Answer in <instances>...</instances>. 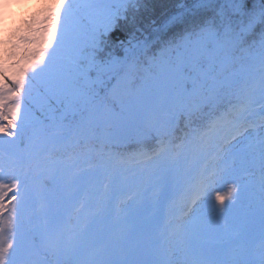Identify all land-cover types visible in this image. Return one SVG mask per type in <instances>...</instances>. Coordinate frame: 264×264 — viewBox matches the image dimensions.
I'll return each instance as SVG.
<instances>
[{
  "label": "snow or ice",
  "instance_id": "obj_1",
  "mask_svg": "<svg viewBox=\"0 0 264 264\" xmlns=\"http://www.w3.org/2000/svg\"><path fill=\"white\" fill-rule=\"evenodd\" d=\"M43 9L31 33L0 40V264H264V0H176L150 30L146 0ZM117 117L135 126L131 151L113 150ZM67 149L98 162L108 214L70 236L48 212L81 192L86 170L57 156ZM129 169L167 206L151 243L112 204ZM206 203L244 205L259 231L207 239L193 222Z\"/></svg>",
  "mask_w": 264,
  "mask_h": 264
},
{
  "label": "rangeland",
  "instance_id": "obj_2",
  "mask_svg": "<svg viewBox=\"0 0 264 264\" xmlns=\"http://www.w3.org/2000/svg\"><path fill=\"white\" fill-rule=\"evenodd\" d=\"M26 1H29L28 7L24 3ZM41 2L42 0H12L9 8L0 9V12L6 13V18L3 19V22L6 23L7 21L8 23L13 19H29L30 14L35 10L36 5ZM43 18L44 14L35 17L32 30L41 25ZM15 22L17 23V21ZM12 47H10V49H12ZM134 131V125L128 124L126 121L121 122L119 117H117L116 122L110 129L112 145L118 147L125 146L130 141H133ZM58 157L60 158V156ZM76 160L77 164L72 163L76 170L86 169L84 178L79 185V188L81 189L80 195L70 203L62 206L53 203L48 209L50 217L59 214L61 227L65 230L67 236L75 233L72 222L75 223L76 227L83 224V221L73 220L72 218L75 207H79L78 205L80 204L83 205V211H89L93 214L86 223H91L92 218L95 217V223H91L93 231L98 227L104 226L108 222V214L101 213L100 215H97L98 209L95 203L97 194L103 191L102 184L106 182L104 173L98 171L97 168L87 169L88 164H86L85 159ZM80 164L81 168H77V165ZM82 166L85 169H83ZM120 176L122 179L111 189L113 207L122 202L126 204V222L124 227L135 229V235L137 238L143 242L151 243L154 238V233L166 220V206L158 207L152 204V193L148 191L149 186L145 185L139 171H134L133 169L122 171ZM154 182L155 181H153V183ZM226 190L227 189H225V191ZM129 191H135L137 193V198L135 200H129L126 198V193ZM226 204H228L227 201ZM38 208L39 205H36L35 210L38 211ZM243 211L246 212V207L242 204H237L233 207H229L224 213L215 214L213 204L206 203L202 204L196 211L193 216V222L209 240L215 236H227L232 231H239L245 228L258 232L261 226L259 214L257 213L254 216L243 217ZM29 215H31V212H29Z\"/></svg>",
  "mask_w": 264,
  "mask_h": 264
},
{
  "label": "trees",
  "instance_id": "obj_3",
  "mask_svg": "<svg viewBox=\"0 0 264 264\" xmlns=\"http://www.w3.org/2000/svg\"><path fill=\"white\" fill-rule=\"evenodd\" d=\"M148 7L150 9L149 12H142L141 15L143 17V25L142 27L144 29L150 30V26L152 24V21L155 20L156 24L159 25L163 20L165 19L166 15L172 12L175 8L176 0H146ZM26 5V4H25ZM29 3H27L28 7ZM44 0H42L41 3L37 4L35 7V10L30 14L29 20H12L4 25L0 23V40L7 39L8 36H11L13 33H17L16 39H19L21 36L29 33L32 30V25L35 21V17L39 16L40 14H44ZM17 21V23L15 22ZM5 26V27H4ZM3 29H7V35H5ZM9 48L12 47L10 44L8 46ZM179 135V134H178ZM133 141H130L125 146H115L112 145L113 150H119V151H131L133 150L131 145ZM72 155V150L67 149L64 152L57 153V156H60V159L68 161L69 163L77 164L76 159L69 160V157ZM86 164H88V169L96 168V164L98 163L95 159L87 160L85 159ZM80 165H77V168H81ZM83 167V166H82ZM83 169H85L83 167ZM86 170V169H85ZM131 170V169H129ZM135 171H139L138 169H134ZM126 171V170H125ZM140 172V171H139ZM179 203V202H178ZM176 205L177 209H179L180 203ZM79 207H75V211L73 213V220L83 221L82 225H78V227L75 226V223L72 222L73 230L75 232L81 231L84 224L90 219V217L93 215L89 211H83V207L81 208L82 204L78 205ZM39 209V208H38ZM39 211V210H38ZM89 216V217H88ZM166 219H167V206H166Z\"/></svg>",
  "mask_w": 264,
  "mask_h": 264
},
{
  "label": "bare ground",
  "instance_id": "obj_4",
  "mask_svg": "<svg viewBox=\"0 0 264 264\" xmlns=\"http://www.w3.org/2000/svg\"><path fill=\"white\" fill-rule=\"evenodd\" d=\"M178 202H179V200H178ZM179 204V203H178Z\"/></svg>",
  "mask_w": 264,
  "mask_h": 264
}]
</instances>
